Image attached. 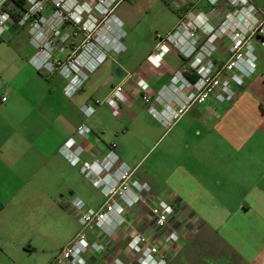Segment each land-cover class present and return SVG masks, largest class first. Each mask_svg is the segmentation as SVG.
<instances>
[{
	"label": "crops",
	"instance_id": "0c3cea01",
	"mask_svg": "<svg viewBox=\"0 0 264 264\" xmlns=\"http://www.w3.org/2000/svg\"><path fill=\"white\" fill-rule=\"evenodd\" d=\"M143 1L148 10L163 6L171 11L169 34L190 13L210 15L209 23L214 27L225 16L221 7L208 0ZM256 2L264 9V0ZM132 6L135 5L128 3L121 15L133 27L136 21ZM15 35L17 30L11 27L10 35L0 43V250L7 251L13 260L37 251L44 253L45 261L7 264H51L80 231L70 207L71 197L64 204L56 194L49 195L46 188L48 173L53 175L54 157L63 153V145L73 137L62 131L71 122L63 123L61 102L53 98L54 88L48 87L42 71L34 64L35 53L12 46ZM216 44L218 50L213 59L219 67L226 65L223 77L229 81L235 99L229 103L219 91H208L172 129L178 128L166 151L175 164L167 169L171 171L167 173L171 194L165 200L177 211L173 225L180 239L168 250L167 264H264V46L260 38L254 40L256 61L252 63L243 56L231 60L227 39ZM153 49L140 56L134 74L144 88L150 85L154 90L153 108L163 112L165 105L170 104L176 109L175 101L159 103L157 98L187 62L166 43L155 40ZM124 74L119 75L122 82L126 81ZM187 78L196 80L193 74ZM133 90L134 95L141 92L138 88ZM163 95L169 97L168 93ZM121 96L125 101L127 97ZM135 105L131 100L129 107ZM138 109L141 115L146 114L143 104ZM154 123V134L160 135V128L167 130L155 118ZM165 134L158 136L155 145ZM104 148L102 144L97 146ZM179 153L181 159H176ZM120 161L124 162L121 158ZM139 164L140 161L134 162L132 169L136 170ZM135 175L137 178L136 172ZM31 187L33 192L27 193ZM153 196L161 198L155 193ZM47 204L57 221L70 218L73 225L48 232L47 218L52 216L44 210ZM137 209L125 215L128 221L130 217L134 219V226L141 217ZM28 212L41 218L30 231L25 220ZM128 221L111 239L101 238L106 252L87 257V264H134V255L127 246L134 228L127 230Z\"/></svg>",
	"mask_w": 264,
	"mask_h": 264
},
{
	"label": "rangeland",
	"instance_id": "374dc122",
	"mask_svg": "<svg viewBox=\"0 0 264 264\" xmlns=\"http://www.w3.org/2000/svg\"><path fill=\"white\" fill-rule=\"evenodd\" d=\"M112 1L61 0L62 6L57 10L55 5L58 0H45L43 11L37 13L31 9L30 3L26 0L27 10L29 8L30 11L28 21L24 25L16 22L12 25V29L17 30L12 46L30 52L31 55L34 53L35 55L42 54L50 63L51 66L49 65L47 69L41 68L40 71H42L48 87L54 88L53 98L61 102L63 123L65 121L71 122L68 129L63 125L62 131L73 136L71 139L74 140V145L82 149L80 153L81 163L76 166L72 165L63 153H61L62 155L59 154L60 152L57 153L54 157V171L51 172L53 175L49 172L47 176L48 194H56L64 204L67 203L69 196L78 198L86 206L94 209L99 208L105 198L101 188L94 184L95 177L88 178L82 174L81 165L83 162L91 163L98 158L103 159L105 150L97 149L98 144L105 147L114 145L115 153L119 159L121 158L130 168H133L134 162L140 161L135 170L137 178L149 186L151 194L155 193L162 199L170 197L171 193L168 191L169 183L167 180V173L170 170L167 169L175 164L172 159L173 156L167 155L166 150L168 142L174 138V133L178 128L174 131L172 129L175 126L170 130L160 128V135L154 134L156 124L154 123V116L148 110V107L154 106V90L151 89L150 85H147L145 90L150 95V100H144L142 94L145 86L140 84L137 75L134 74L140 56L155 50L153 49L155 40L158 43L161 42L157 36L164 39L169 34L167 32L173 23L172 13L163 6L159 10L157 8L148 10L143 0H137L136 4H134V0H122L112 13L110 12ZM253 1L264 12L256 0ZM121 3L122 5L118 8ZM128 3L135 5L132 6L133 18L136 21L133 27L128 26L121 15L122 9L128 6ZM232 4L233 0H216L213 6L221 7L226 16L233 11ZM15 6V3L11 1L8 8L12 11ZM27 10L22 12V17L27 14ZM206 17L209 20L211 18L210 15H206ZM221 24L216 27L210 25L217 29ZM119 35L123 48L116 51L115 45ZM198 38L200 40L205 39V34L200 32ZM33 41L37 44L35 47ZM102 53H105L103 62L88 75L73 96H67L65 86L69 80L65 79V67L72 62L84 60L89 54H92L94 59H100ZM130 56L133 57L127 63ZM0 65H2L1 62ZM120 73H125V82H122L121 76L119 77ZM134 88L140 89V94L135 93L134 95ZM122 94L127 97L125 101L121 100ZM131 100L136 105L130 108ZM111 101H115L117 105L112 106L109 103ZM140 104H143L144 108L146 107V114L141 115V111L139 113L138 105ZM85 107H90L93 111L87 114L83 110ZM81 126L88 127L90 131L87 134H80L78 129ZM127 127H130L129 132L126 131ZM143 129H151L152 132H146ZM163 132L166 133L165 136L155 145L158 136L160 138ZM181 155L180 153L176 154L178 157L176 159H181ZM29 191L33 192V188L31 187L27 193ZM1 204L0 202V206ZM45 209L49 212L48 214L52 213L49 204L45 205ZM137 210L140 211L141 216L137 225H133L134 219L132 217L128 221L125 216L126 221H128L127 230L134 228L133 231L137 229L142 232L147 231L148 234L154 233V224L149 207L142 204ZM130 212L131 209L127 210L126 215H130ZM51 216L47 218L48 232L63 225L64 227L73 225V220L70 218L57 221L52 214ZM25 220L29 231L39 225V220L41 222V218L39 219L38 215L31 212L26 214ZM31 236L32 238L36 237L32 231ZM90 238L91 240L95 239ZM1 261L7 264L8 261H45V259L42 251L25 254L24 258L13 260L7 251L0 250Z\"/></svg>",
	"mask_w": 264,
	"mask_h": 264
},
{
	"label": "built area",
	"instance_id": "2783aa9c",
	"mask_svg": "<svg viewBox=\"0 0 264 264\" xmlns=\"http://www.w3.org/2000/svg\"><path fill=\"white\" fill-rule=\"evenodd\" d=\"M11 1L13 0H0V38L3 40L8 37L14 24L10 14L11 10L8 8ZM44 1L28 0L31 9L37 13L43 11ZM121 1L113 0L110 3V12L113 13ZM208 2L215 5L216 0H208ZM232 5L233 11L225 16V20L217 29L211 27L209 19L204 13L196 15L190 13L166 38L157 36L161 43H166L176 49L187 62L182 69L174 74L170 85L164 87L157 98L159 103L162 100L175 101L177 108L173 109L170 104H166L165 110L158 112L155 108L148 107L154 118L168 130L175 126L180 118L188 112L191 105L208 91L217 90L223 95L226 102L234 101L235 93L231 89L229 81L223 77L226 65L219 67L213 59L218 50L216 44L218 41L228 40L231 60L243 56L252 63L256 61L254 40L260 38L264 46V12L254 4L253 0H233ZM61 6V0H58L55 8L59 10ZM26 13L19 20V24L24 25L28 21L29 8ZM114 20L116 19L114 18ZM199 32L205 34V39L198 38ZM33 42L34 45H32L35 47L37 44L35 41ZM122 48L119 35L115 50L120 51ZM104 59L105 53L101 54L100 59H94V56L89 54L84 60L75 61L66 66L65 79L69 80L65 86L67 96L70 97L76 93L88 75L95 71ZM33 62L39 70L47 69L50 65L42 54L35 55ZM190 74L196 76L194 82L188 80L187 75ZM185 89L192 90L188 94H184ZM143 90V99L149 101L150 95L145 88ZM164 93H168L169 97L164 98ZM2 100L6 101V98ZM109 103L112 106L117 105L115 101ZM83 110L87 114L93 111L90 107H85ZM89 131L86 126H81L78 129L80 134H87ZM74 144V140L70 139L62 151L70 163L76 166L81 163L82 149ZM114 149V145L105 147L103 159L98 158L91 163L83 162L81 165L82 174L88 178L95 177L94 184L101 188L105 201L99 208L94 209L86 206L78 198H71L70 207L78 217L80 231L60 250L51 264H87V257L105 253L106 245L101 242V238L111 239L119 229L124 227L127 210L140 207L142 204L149 207L154 233L148 234L147 231L142 232L136 229L130 237L127 246L134 255V264L168 263V250L180 239V234L173 225L177 219V211L167 200L153 196L149 186L134 177L135 169L120 161ZM90 237L95 239L91 240Z\"/></svg>",
	"mask_w": 264,
	"mask_h": 264
},
{
	"label": "trees",
	"instance_id": "16d2710c",
	"mask_svg": "<svg viewBox=\"0 0 264 264\" xmlns=\"http://www.w3.org/2000/svg\"><path fill=\"white\" fill-rule=\"evenodd\" d=\"M13 2L15 3L16 6L14 10L10 11V14L13 21L18 23L22 17V12L27 10V2L26 0H13ZM2 40L3 39L0 38V42Z\"/></svg>",
	"mask_w": 264,
	"mask_h": 264
}]
</instances>
